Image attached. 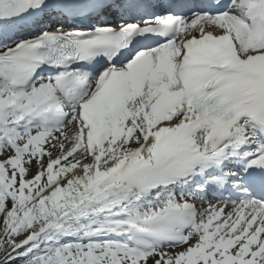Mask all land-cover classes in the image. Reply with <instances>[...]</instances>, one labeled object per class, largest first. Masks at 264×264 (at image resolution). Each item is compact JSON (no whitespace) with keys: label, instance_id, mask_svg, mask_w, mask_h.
<instances>
[{"label":"snow or ice","instance_id":"obj_1","mask_svg":"<svg viewBox=\"0 0 264 264\" xmlns=\"http://www.w3.org/2000/svg\"><path fill=\"white\" fill-rule=\"evenodd\" d=\"M0 264H264V0H0Z\"/></svg>","mask_w":264,"mask_h":264}]
</instances>
